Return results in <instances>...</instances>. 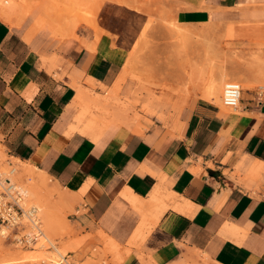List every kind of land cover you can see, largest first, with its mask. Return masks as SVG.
<instances>
[{
    "label": "crops",
    "instance_id": "obj_1",
    "mask_svg": "<svg viewBox=\"0 0 264 264\" xmlns=\"http://www.w3.org/2000/svg\"><path fill=\"white\" fill-rule=\"evenodd\" d=\"M179 1L182 22L264 24V0ZM29 29L0 18V146L8 156L78 194L85 231L130 249L120 264H264V92L242 97V114L192 98L176 129L113 126L97 141L70 136L80 109L74 84H111L113 39L104 34L92 50L47 29L28 40ZM159 186L187 200L190 213L168 208L153 226L122 196L130 189L148 198Z\"/></svg>",
    "mask_w": 264,
    "mask_h": 264
},
{
    "label": "rangeland",
    "instance_id": "obj_2",
    "mask_svg": "<svg viewBox=\"0 0 264 264\" xmlns=\"http://www.w3.org/2000/svg\"><path fill=\"white\" fill-rule=\"evenodd\" d=\"M181 7L179 0H17V15L30 24L33 36L42 25V31L47 29L63 41L74 40L88 49L101 36L109 35L114 49L108 56L117 65L111 84L102 88L85 78L79 85L92 95L108 98L102 109L112 113L124 107L130 116L140 117L146 127L162 124L171 128L175 116L180 117L192 98H203L202 89L212 74L227 72L233 77L227 81L240 83L242 89L243 83L253 84L243 89L242 97L264 92V24L257 30V25H234L211 18L188 26H210L215 32L192 34L183 40L170 31V23H185L178 16ZM105 23L110 24L109 29ZM131 56L132 66L124 72L123 65ZM228 109L225 111L233 113ZM160 115H167L169 121L163 123L157 117ZM12 160L0 146L1 163H15ZM50 203L54 238L70 251L69 263L113 264L114 253L105 249L98 234L87 233L78 221L83 212L77 208L78 200L50 197ZM18 212L23 215L21 209ZM4 225L9 223L0 228ZM11 228L7 239L2 237L5 242L0 246V264H19L13 258L19 249L26 251L19 246H28L17 239L29 236L27 228L19 223Z\"/></svg>",
    "mask_w": 264,
    "mask_h": 264
},
{
    "label": "bare ground",
    "instance_id": "obj_3",
    "mask_svg": "<svg viewBox=\"0 0 264 264\" xmlns=\"http://www.w3.org/2000/svg\"><path fill=\"white\" fill-rule=\"evenodd\" d=\"M182 9L183 8L181 7L179 11ZM17 10V0H0V18L12 26H21L25 22L23 19L18 17ZM170 24L171 34H173L174 37L176 36L183 40L188 39L192 34L202 35L205 32H215L214 29L210 28V26L192 27L188 26L189 23H180L179 21L172 22ZM39 27H41V29H36L37 32H41L42 28H44L42 25H39ZM241 31L244 32V30ZM32 36L33 34L29 29L26 39L28 38L29 40ZM229 36H231V34ZM95 45H92L90 48L92 50H96ZM132 61L133 57L131 56L124 63V72L131 68ZM231 78L233 77L227 72H219L216 75L212 74L208 79L207 86L202 89V97L217 103L223 110H229L228 107L224 106L222 103V94L225 82ZM88 79L91 83H97L102 88L106 87V84L102 81L92 77H89ZM252 85L253 84L250 83H243V89H250ZM74 87L76 95L74 97L73 105L79 106L80 109L73 117V120L69 123L66 131L67 135L71 136L74 133H79L89 137L93 141H97L102 136L104 131L113 126H126L135 133H143L147 128L144 121H142L140 117L130 116L124 107H122L123 109L120 108L117 112L112 113L106 108L102 109L104 102H108V98H101L97 94L92 95L87 87H83L82 84H74ZM242 109L243 107L240 103L237 108L233 109V113L242 114L244 113ZM150 114L156 115L154 111H151ZM157 117L163 123H167L169 121L167 115H160ZM172 126L175 129L181 127L179 117L175 116ZM11 159H13L12 161L15 163L4 162L3 164H0V209L4 210L5 203L3 202L6 201L3 198L5 195L11 198V196H16L18 194L17 197L19 198V204L24 212L20 217L13 215L12 218L9 219V225H6L8 227L5 225V227L1 226L0 246L5 242L4 239L8 237L9 229L19 223V225L21 224L27 228L29 236L25 238V235H22L18 236L17 239L18 241L25 242L28 246H19L20 248H26V251L22 252L19 251V249L13 258V261H17L19 264H63L66 261V263L71 264L67 259L68 256H71L69 255L70 251H68L67 247L59 245L57 239L54 238V216L51 211L50 197H56L60 201L66 199L79 201L81 199L80 196H78V194H74L68 188L59 186V184L53 180L52 177L46 174L45 171L38 170L36 166L25 162V160L21 161L19 158L14 157H11ZM85 190L86 186L80 189L79 194L84 193ZM122 196L134 208L143 213L144 222H148L153 226L168 208H174L185 213H190L191 204L187 200L183 199L171 190L167 191L166 189L160 188V186L151 191L148 198H141L140 196L134 194L130 189L124 191ZM142 231L143 230H140V232L135 235L134 239L140 238L139 236H142ZM230 233L231 236H236V229L231 228ZM98 235L105 243V249L114 253L115 256L113 264H120L124 257L130 252V249H121L120 245L114 239L110 238L102 231H100ZM75 263L77 262L75 261Z\"/></svg>",
    "mask_w": 264,
    "mask_h": 264
},
{
    "label": "built area",
    "instance_id": "obj_4",
    "mask_svg": "<svg viewBox=\"0 0 264 264\" xmlns=\"http://www.w3.org/2000/svg\"><path fill=\"white\" fill-rule=\"evenodd\" d=\"M242 100V88L240 84L236 81H228L225 83L223 87V94H222V103L224 106L228 108H237L238 105L241 103ZM0 164H2L0 162ZM16 196H6L3 198L6 202L4 205V210L0 209V225L9 223L13 215H17L20 217L18 210H24L19 204V198ZM8 210V211H7ZM2 221V222H1Z\"/></svg>",
    "mask_w": 264,
    "mask_h": 264
}]
</instances>
